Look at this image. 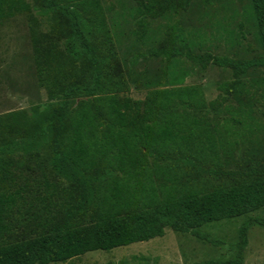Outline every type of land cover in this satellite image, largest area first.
<instances>
[{
  "label": "trees",
  "instance_id": "16d2710c",
  "mask_svg": "<svg viewBox=\"0 0 264 264\" xmlns=\"http://www.w3.org/2000/svg\"><path fill=\"white\" fill-rule=\"evenodd\" d=\"M134 1L138 16L153 17L167 0ZM189 1L173 0V8ZM248 1L264 52V0ZM32 5L0 0V21L32 8L54 37L41 41L31 35L45 102L0 117V264L63 263L160 238L165 229L195 234L204 225L264 208L263 139L251 118L250 87L241 78L252 67L264 68V54L251 60L193 54L183 29L173 23L165 42L148 52L164 59L165 85L132 100L120 95L125 77L114 54L99 48L109 32L98 0ZM178 57L201 69H229L232 79L206 102L199 85L183 84L188 72L178 67ZM255 84L264 98V76ZM222 109L231 112L223 123ZM244 144L238 168L223 171L220 158ZM30 162L53 180L35 181V187L44 185L45 196L17 184L16 172ZM206 175L227 178L213 183ZM26 216L25 232L15 235L18 225L14 229L11 221L21 225ZM251 223L264 227L257 219L239 226L233 259L203 264H240Z\"/></svg>",
  "mask_w": 264,
  "mask_h": 264
},
{
  "label": "rangeland",
  "instance_id": "374dc122",
  "mask_svg": "<svg viewBox=\"0 0 264 264\" xmlns=\"http://www.w3.org/2000/svg\"><path fill=\"white\" fill-rule=\"evenodd\" d=\"M25 1L33 6L32 0ZM98 1L109 32L108 43L99 48H110L114 54L125 77L126 89L120 95L132 100H142L147 90L165 85L160 72L165 65L164 59L152 57L148 52L165 42L167 28L173 23H178L183 29L193 54L209 53L238 60L257 59L264 54L256 41L248 0H190L184 8H173V0H167L160 9L155 10L153 17L138 16L134 0ZM140 18L146 20L143 26ZM51 32L49 22L32 8L29 14L0 21V117L18 110L29 112L45 102L46 95L36 75L31 35L41 41H47L43 36L48 35L52 38L48 41H54ZM55 45L62 48L59 42ZM178 58V67L188 72L183 84L199 85L206 102L218 98V85L232 79L229 69L210 64L201 69L183 57ZM263 76L264 68L255 66L241 78L250 87V114L264 146V98L260 88L255 86V82ZM232 106L235 108L233 103ZM229 113L222 109L218 121L223 123ZM244 146L246 144L239 145L237 149L232 147L231 157L220 158L223 171L238 168ZM16 173L20 174L17 184L24 183L31 191L38 189L41 196L46 195L44 185L35 187V181L41 182L43 177L53 181L46 170H38L32 162L26 163ZM204 178L217 183L215 181H224L227 177L217 175L212 178L206 175ZM17 218L18 214H15ZM247 219L264 220V208L244 217L204 225L195 230L196 235L165 229L160 238L108 251L88 252L54 264H203L229 260L234 258L237 230ZM28 220L29 216L21 219V225L11 221L14 229L18 225L15 235L25 232L22 223ZM240 264H264L263 226L256 223L249 225Z\"/></svg>",
  "mask_w": 264,
  "mask_h": 264
}]
</instances>
